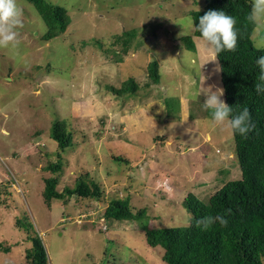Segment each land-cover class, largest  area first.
I'll use <instances>...</instances> for the list:
<instances>
[{"label": "rangeland", "instance_id": "374dc122", "mask_svg": "<svg viewBox=\"0 0 264 264\" xmlns=\"http://www.w3.org/2000/svg\"><path fill=\"white\" fill-rule=\"evenodd\" d=\"M45 1L66 10L65 32L44 42L36 10L17 0L19 49L0 48V243L10 247L0 251V264H28L31 245L16 226L23 218L49 264H165L139 223L106 220L104 212L111 200H127L132 213L145 211L149 228L185 227L188 194L207 202L241 179L232 132L213 127L202 107L206 88L222 89L216 58L193 35L189 12L203 1ZM251 39L264 49V29L254 27ZM154 60L158 84L147 77ZM129 78L137 85L133 96L107 89ZM56 122L71 134L62 153L50 138ZM57 163L59 173L46 170ZM49 178L63 198L47 205ZM78 181L96 184L99 196L66 194Z\"/></svg>", "mask_w": 264, "mask_h": 264}, {"label": "trees", "instance_id": "16d2710c", "mask_svg": "<svg viewBox=\"0 0 264 264\" xmlns=\"http://www.w3.org/2000/svg\"><path fill=\"white\" fill-rule=\"evenodd\" d=\"M33 6L44 23L46 31L43 41L50 42L61 36L70 23L63 7L47 3L45 0H25ZM203 7L190 11L194 26L208 11H223L236 18L238 41L235 51H222L216 60L220 70V83L224 102L233 108V115L247 107L252 123L255 125L246 136L233 134L234 154L239 166L241 179L229 181L213 193L207 202H202L193 194H188L182 202L190 214L188 225L180 228H149L145 211L132 213L127 200L113 199L109 202L104 218L116 222H136L140 224L146 244L151 248L160 247L161 259L165 264H263L264 261V93L255 91L259 75L256 60L264 56V49L255 48L251 36L254 25L247 19L251 2L249 0H202ZM130 38L132 32L124 33ZM194 37L199 33L194 31ZM182 44L190 52L195 45L190 37L182 38ZM125 52V51H124ZM147 77L151 84L160 81L159 66L151 61L147 66ZM119 97L133 96L137 85L129 78L119 89L107 87ZM206 116L211 118L210 110ZM50 138L56 142L57 150L64 152L71 145V134L64 123L52 125ZM122 160L121 158H116ZM46 170L57 174L60 164H51ZM56 178L44 180L43 196L47 205L53 199L63 198L54 191ZM92 186V189H89ZM96 184L78 181L73 190L66 194L81 199L99 196ZM223 215L228 223L221 226L213 224L208 230L196 226V221L205 216ZM22 228L30 249L25 251L28 264H49L48 257L33 226L27 222L16 221ZM9 246L0 243V251L7 252Z\"/></svg>", "mask_w": 264, "mask_h": 264}, {"label": "clouds", "instance_id": "9594fccd", "mask_svg": "<svg viewBox=\"0 0 264 264\" xmlns=\"http://www.w3.org/2000/svg\"><path fill=\"white\" fill-rule=\"evenodd\" d=\"M21 17L22 9L18 7L17 0H0V48L13 51L19 49L18 29L23 27ZM246 19L255 26L257 33L264 29V0H252ZM191 23L194 31L199 33L195 39L201 41L202 50L211 54L213 58L225 50L235 51L238 41L235 17L223 11L210 10L200 17L198 26H194L193 20ZM255 63L259 68L255 91L258 94L264 93V56L258 57ZM202 93L205 96L202 107L206 111L210 110V123L213 127L223 126L233 134L239 133L241 136H246L253 130L255 125L251 121L247 107L233 115V108L221 99L222 89L212 91L211 88H206ZM215 223L226 226L228 221L223 215L217 214L198 219L196 226L208 230Z\"/></svg>", "mask_w": 264, "mask_h": 264}]
</instances>
